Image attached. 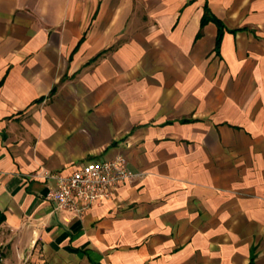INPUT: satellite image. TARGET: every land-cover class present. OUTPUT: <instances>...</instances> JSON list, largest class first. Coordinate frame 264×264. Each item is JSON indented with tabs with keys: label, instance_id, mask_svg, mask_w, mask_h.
<instances>
[{
	"label": "crops",
	"instance_id": "crops-1",
	"mask_svg": "<svg viewBox=\"0 0 264 264\" xmlns=\"http://www.w3.org/2000/svg\"><path fill=\"white\" fill-rule=\"evenodd\" d=\"M120 155L112 199H46ZM0 213V264H264V0H0Z\"/></svg>",
	"mask_w": 264,
	"mask_h": 264
},
{
	"label": "built area",
	"instance_id": "built-area-1",
	"mask_svg": "<svg viewBox=\"0 0 264 264\" xmlns=\"http://www.w3.org/2000/svg\"><path fill=\"white\" fill-rule=\"evenodd\" d=\"M143 176L132 171L122 155L109 160H91L71 174L46 175L50 183L46 199L55 204L57 211L83 215L92 206L112 199L121 184Z\"/></svg>",
	"mask_w": 264,
	"mask_h": 264
},
{
	"label": "trees",
	"instance_id": "trees-1",
	"mask_svg": "<svg viewBox=\"0 0 264 264\" xmlns=\"http://www.w3.org/2000/svg\"><path fill=\"white\" fill-rule=\"evenodd\" d=\"M210 21H213L217 24L218 26V29H219V34H218V38H217V49H219L220 47V43H221V40H222V35L225 31V27H224V24L222 23V21H220L219 19L215 18L210 9L206 6L205 8V14L203 16V19H202V27L205 26L208 22ZM4 220V216L0 213V224L3 222Z\"/></svg>",
	"mask_w": 264,
	"mask_h": 264
}]
</instances>
